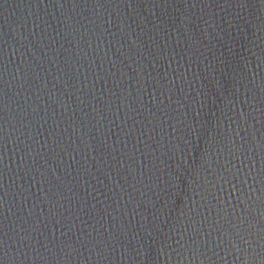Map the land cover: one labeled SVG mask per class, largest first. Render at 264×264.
Wrapping results in <instances>:
<instances>
[{
  "label": "water",
  "instance_id": "95a60500",
  "mask_svg": "<svg viewBox=\"0 0 264 264\" xmlns=\"http://www.w3.org/2000/svg\"><path fill=\"white\" fill-rule=\"evenodd\" d=\"M0 264H264V0H0Z\"/></svg>",
  "mask_w": 264,
  "mask_h": 264
}]
</instances>
